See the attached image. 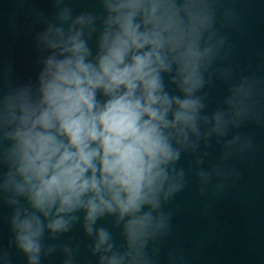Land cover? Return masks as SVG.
Listing matches in <instances>:
<instances>
[{
	"label": "clouds",
	"instance_id": "obj_1",
	"mask_svg": "<svg viewBox=\"0 0 264 264\" xmlns=\"http://www.w3.org/2000/svg\"><path fill=\"white\" fill-rule=\"evenodd\" d=\"M50 2V16L33 9L35 78L0 89V202L11 209L0 264L13 248L26 264L57 253L60 264H158L173 231L165 209L191 177L207 215L240 179L233 162L257 151L243 129H264V50L261 65L234 62L226 30H244L239 0ZM78 225L84 256L68 235ZM167 260L185 264L183 250Z\"/></svg>",
	"mask_w": 264,
	"mask_h": 264
},
{
	"label": "water",
	"instance_id": "obj_2",
	"mask_svg": "<svg viewBox=\"0 0 264 264\" xmlns=\"http://www.w3.org/2000/svg\"><path fill=\"white\" fill-rule=\"evenodd\" d=\"M71 3L77 11L96 7L95 0ZM237 8L244 30H226L237 45L234 62L241 66L249 62L261 65L257 53L264 50V0H239ZM33 9L44 10L49 16L53 11L50 0H0V89L34 79L39 71L33 37L43 25L37 23ZM211 95L221 98L223 86L217 84ZM243 131L254 132L257 151L247 162H233L240 179L221 199L211 202L207 215L202 208L206 198L198 195L194 177L167 205L165 210L174 213L173 231L163 245L158 264H168L169 248L182 249L185 264H264V129L249 126ZM210 151L213 157L218 153L215 147ZM181 164L186 166V161ZM10 213L11 209L0 202V244L5 246L11 233L4 217ZM109 222L110 218L98 221L106 226ZM68 235L82 241L80 255H87L83 247L87 239L79 225ZM11 254L13 264H26L18 250L11 249ZM61 259L57 253L45 258L43 264H60Z\"/></svg>",
	"mask_w": 264,
	"mask_h": 264
}]
</instances>
